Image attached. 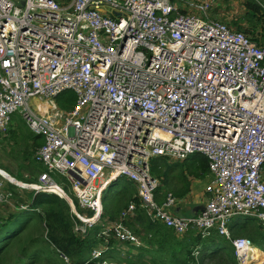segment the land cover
Here are the masks:
<instances>
[{"label": "built area", "instance_id": "2783aa9c", "mask_svg": "<svg viewBox=\"0 0 264 264\" xmlns=\"http://www.w3.org/2000/svg\"><path fill=\"white\" fill-rule=\"evenodd\" d=\"M185 3L198 13L170 0H25L22 8L0 0V132L20 113L44 140L35 156L46 170L23 186L0 174V208L13 205L11 186L71 203L73 195L85 210L72 209L76 233L101 226L106 244L141 247L126 226L136 203L116 221L102 218L103 194L122 177L135 183L151 220L179 236L195 229L231 238L238 217L264 228V44L210 20V0ZM65 92L77 98L69 112L55 101ZM196 154L213 179L205 210L180 216L183 200L157 201L150 160ZM232 243L246 264L250 241ZM101 246L91 254L95 264H119Z\"/></svg>", "mask_w": 264, "mask_h": 264}, {"label": "trees", "instance_id": "16d2710c", "mask_svg": "<svg viewBox=\"0 0 264 264\" xmlns=\"http://www.w3.org/2000/svg\"><path fill=\"white\" fill-rule=\"evenodd\" d=\"M181 11L184 12L183 10ZM247 11L248 15L246 18L252 23V27L240 30L247 35L255 34L258 37L253 35L252 39L260 42L264 40V7L250 0L247 2ZM71 93L73 95H68L65 92L55 100L57 107L63 112L71 111L77 103L75 94ZM24 137L28 136L22 133L16 143H14L16 148L20 146L24 149L21 145ZM29 138L32 141L31 147L33 151L28 152L29 159H26V161L37 163L34 148L41 147L44 141L41 136L35 135L33 132ZM17 151L18 148L14 152ZM197 155L200 154L191 155L181 162H170L165 157H155L150 160L151 175L160 182L156 191L158 202L163 201L169 194H172L178 200L185 199L192 191V180L195 181L208 176L210 168L207 158L203 156V158L197 159ZM39 165L40 168L35 172L37 177L46 171L41 164ZM15 178L25 183H34L37 180L29 179L28 181H23L21 178ZM118 182H123L125 188L109 198L113 195H110L111 191L109 190ZM135 187V184L127 178H119L115 181L103 197L105 213L102 218H110V221H116L121 213L119 211L122 203L126 207L132 202L136 203L137 210L135 215L126 222V226L142 239L145 247L119 243L115 238L109 239V243L106 244L105 238L100 235L101 226H95L84 236L76 233L75 225L81 222L72 212L67 200L54 194H35L33 191V197L29 195L31 203L27 209L19 214L9 216L7 219L0 217V219H6L0 220V264L8 263V258L11 255V245L17 238H22L34 218H37L40 222L34 227L38 229L39 237L25 242L23 250L28 251L31 242L38 243L40 248L35 253L30 254L28 262L23 263L22 261V264H35L41 253L46 252L40 242L42 235L45 236V244L52 247L61 257L68 259L71 264H95L96 261L92 260L91 254L94 249L101 245L110 247L109 252H107L109 257H107H111L112 260L118 261V256H124L125 252H127V255H133V257L128 258L132 261L131 264H207L206 262L237 264L238 261L232 244V240L236 238L248 239L252 247L258 248L257 250L264 254L262 252L264 251V228L257 220L254 219L255 221H253L243 217L237 218L239 222H235L229 227L232 234L231 240L215 233L203 238L202 234L195 229L179 238L172 230L151 220L146 211L140 208ZM11 189L14 196H16L15 189L18 188L11 186ZM110 201L119 204L117 207L120 209H109ZM74 204L77 210L82 211L75 198ZM88 215L92 216V213L88 212ZM246 221H248L247 224H244ZM128 246L130 247L128 251L121 249ZM114 253L118 256H114ZM147 253L152 256H148Z\"/></svg>", "mask_w": 264, "mask_h": 264}, {"label": "rangeland", "instance_id": "374dc122", "mask_svg": "<svg viewBox=\"0 0 264 264\" xmlns=\"http://www.w3.org/2000/svg\"><path fill=\"white\" fill-rule=\"evenodd\" d=\"M62 2H63L62 3L63 5L67 6V5H70L72 3V0H62ZM172 3H173V5L177 6L178 8H181L180 3H178L177 1L172 2ZM67 93H68V95L69 94L73 95L71 92H67ZM10 128H12L13 131H11ZM17 130H21L24 133H29V129L25 125L23 118H22V115L20 113H16L12 116V120H11L8 132L5 134L0 133V139L2 141V143H0V160L1 161L18 162L19 158H17V156L15 154L20 155L21 153H24V152L27 153L26 151L29 152V149L24 150L20 146L19 147L17 146L18 151L14 152L17 149L16 145L14 143H16L18 138L21 136V134H18ZM23 144H24V141H21L22 146H24ZM8 148L11 149V152L8 151ZM165 158L170 162H181L178 160L171 159L169 157H165ZM201 158H203L202 155H197V159H201ZM39 168L40 167L37 166V169H39ZM4 176H6V175H4ZM6 178H10V177L6 176ZM35 178L38 180L39 176L38 177L36 176ZM212 179H213V176L211 175V173H209L208 176H206L202 179H199V180L196 179L195 181L192 180V183L194 184L195 188L199 187V188L203 189V188H206L207 184H209L212 181ZM14 182L16 183V181H14ZM17 182L18 183H16V184H18L20 186H23V184H25L24 182L22 183L20 181H17ZM58 182L60 183V181H58ZM113 183L106 189V191L103 194V197L106 194L107 190H109V188L113 185ZM124 188H125V184L123 182L122 183L121 182L116 183L114 185V187L109 190V191H111L110 195L113 194L109 198L115 196L120 191H122ZM135 191L137 194V188L136 187H135ZM20 192L22 195L25 193H32L31 191H27V190L21 189V188H20ZM15 193H17V196H14V201H13L14 207H11L10 205H8L9 207L2 206L0 208V217H5L7 219L9 216L19 214L28 208V205L25 204V201H24L25 199L22 198L23 196L22 197L18 196V192H15ZM32 195H33V193L31 194V197H32ZM206 196H207V194H206ZM69 197L74 204V198H76V197L73 195H70ZM30 203H31V201H30ZM113 203L111 201L109 202V209H117L118 208L117 205H119V204H115V203L113 204ZM185 207L186 208L184 210H182V212L180 214L182 216H186L190 213L189 212L190 209H189V207H187L186 204H185ZM16 208L19 209V211H17ZM120 208H118V210L120 209L119 212H121L124 208H126V206H123V203H122L120 205ZM72 209H73V212L76 211L78 213H81L80 210L76 209L75 205H74V207H72ZM82 211L85 212V210H82ZM104 213H105V206L103 204V214ZM81 214H83V213H81ZM85 214H87V212ZM6 219H0V220H6ZM109 219L110 218H106L105 220L109 221ZM247 219H252V218H247ZM252 220L255 221L254 219H252ZM247 222L248 221H246L244 224H247ZM38 223H40L39 220L37 218H34V220L31 222L28 230L23 234L22 238L21 237L17 238L15 240V242L11 245V248H10L11 255L8 258L9 261L7 264H22V261H23V263H26L29 261L28 258L30 256V254L35 253L40 248V245H38V243L31 242L29 245L28 251L23 250V247L25 246V242H28L29 240H31L33 238L36 239L39 237L38 229L34 228ZM39 226H40V224H39ZM100 235H101V232H100ZM177 237L182 238L183 236H177ZM45 240H46L45 236L42 235V237L40 238V242L42 244V247L46 250V252L41 253L40 258L35 261V264H71L68 259L63 258L58 253H56L52 247L47 246L44 242ZM142 243H143V245L141 247H145V243L143 241H142ZM100 247H102V246H100ZM129 248L130 247L128 246V247H122L121 249L128 251ZM147 255L152 256V255H149L148 253H147ZM107 256L109 257V254L106 255V260L111 261L112 258L111 257L108 258ZM131 257H133V255H127V252H125L124 256H118V261L115 259H114V261L119 262L120 264H131L132 261L130 259H128ZM135 260H137V259H135ZM206 263L207 264H215L212 262L211 263L206 262ZM250 264H252V263H250Z\"/></svg>", "mask_w": 264, "mask_h": 264}, {"label": "crops", "instance_id": "0c3cea01", "mask_svg": "<svg viewBox=\"0 0 264 264\" xmlns=\"http://www.w3.org/2000/svg\"><path fill=\"white\" fill-rule=\"evenodd\" d=\"M59 1L61 4L63 3L62 0H57ZM171 2H175L177 1L178 3H180L181 8L184 12H189V13H198L197 10L192 9V8H188L186 5V0H170ZM194 2H197V0H191ZM200 2H203L204 0H199ZM212 3V7L211 10L209 12V19L210 20H217V21H221L225 24H227L229 27H231L233 30L236 31H241L242 30H246V29H250V26L252 27V23H250L248 21V19L246 18V16L248 15V11H247V2L250 0H210ZM257 2L258 4H260L262 7H264V0H252ZM186 4V5H185ZM262 33V32H261ZM254 36H256L255 34H253ZM253 35H249L251 38H253ZM258 37V36H256ZM260 44H264V40L262 41H256ZM11 131H13L12 128H10ZM18 134H22L23 135H27L28 137H24V149H29V152H32L33 149L31 147L32 141L30 140L29 136L32 133L29 130V133H24L20 130H17ZM1 133V132H0ZM43 139V138H42ZM44 141V140H43ZM0 143H2L1 139H0ZM12 144V143H11ZM36 149H38L37 147L34 148V152H36ZM8 151L11 152V149L8 148ZM27 153H21L19 154H15L17 156V158H19L18 162H4L0 160V170L4 171L8 174V176L10 177V179L15 177L17 178H21V180L23 181H28L29 179H36V175L35 172L38 170L37 166L40 167V165L36 162H27L26 159H29L28 151H26ZM14 153V152H13ZM35 155V153H34ZM40 176V174H39ZM17 180V179H16ZM19 181V180H18ZM38 180H36L37 183ZM18 183V182H16ZM30 191V190H27ZM15 192H18V196H23L22 198L25 199V204L29 205L31 198L29 195H31L34 192L31 191L32 193H25V194H21L20 190L15 189ZM32 195V197H33ZM17 196V195H16ZM206 202V194H205V188L201 189L199 187L195 188L194 184L192 185V191L190 192V194L185 198V201H183V203L179 206L178 211L182 212V210H184L185 204L187 205V207H189L190 209V213L188 215H192L197 213L198 211H200L201 206L205 205ZM24 203V202H23ZM9 207V206H7ZM11 207H14L13 205H11ZM17 210V208H16ZM176 211V210H175ZM235 222H239L238 219H234L231 221L230 226L232 224H234ZM231 230V228H230ZM255 248V247H254ZM258 249V248H257ZM261 250V249H259ZM262 251V250H261ZM264 252V251H262ZM114 256H118L116 253L113 254ZM114 260V259H113Z\"/></svg>", "mask_w": 264, "mask_h": 264}, {"label": "bare ground", "instance_id": "6f19581e", "mask_svg": "<svg viewBox=\"0 0 264 264\" xmlns=\"http://www.w3.org/2000/svg\"><path fill=\"white\" fill-rule=\"evenodd\" d=\"M61 196H64L62 192L58 191ZM247 255V259L249 261L246 264L254 263V264H263L264 262V254L260 253L256 248H248V251L245 253ZM250 258H253V261H250Z\"/></svg>", "mask_w": 264, "mask_h": 264}, {"label": "clouds", "instance_id": "9594fccd", "mask_svg": "<svg viewBox=\"0 0 264 264\" xmlns=\"http://www.w3.org/2000/svg\"><path fill=\"white\" fill-rule=\"evenodd\" d=\"M38 164H39V163H38ZM0 174H1V172H0ZM2 175H4V174L2 173ZM121 178H122V177H121ZM12 179L15 180L16 182L18 181V180L14 179V178H12ZM118 179H119V178H118ZM118 179H116L115 181H117ZM128 180H129V179H128ZM115 181H113V182H115ZM20 182H21V181H20ZM113 182H112V183H113ZM22 183H23V182H22ZM24 183H25V182H24ZM112 183H111V184H112ZM111 184H110V185H111ZM134 184H135V183H134ZM110 185H109V186H110ZM135 186H136V185H135ZM14 187L20 189V188L17 187V186H14ZM136 188H137V186H136ZM30 191H31V190H30ZM105 191H106V190H105ZM137 193H138V191H137ZM54 195H56V194H54ZM57 196H58V195H57ZM59 197H60V196H59ZM137 197H138V196H137ZM61 198H62V197H61ZM206 198H207V196H206ZM63 199H64V198H63ZM75 199H76V198H75ZM65 200H66V199H65ZM67 201H68V200H67ZM183 201H185V199H183ZM68 202L71 203L70 201H68ZM72 204H73V202H72ZM71 208H72V207H71ZM176 210H178V208H177ZM204 210H205V209H204ZM204 210H203V211H204ZM203 211H198V212H203ZM121 212H122V211H121ZM174 213L177 214V215H180V212H179V211H174ZM195 214H198V213H195ZM195 214H192V215H195ZM192 215H186V216H192ZM180 216H182V215H180ZM238 218H239V217H238ZM243 218H248V217H243ZM103 219H104V218H103ZM252 219H253V218H252ZM255 220H256V219H255ZM229 227H230V226H229ZM167 229H168V228H167ZM229 229H230V228H229ZM172 231H173V230H172ZM190 231H191V230H190ZM190 231H189V232H190ZM189 232H188V233H189ZM230 232H231V231H230ZM133 233H134V232H133ZM175 234H176V233H175ZM136 235H137V234H136ZM176 235H177V234H176ZM185 235H186V234H185ZM177 236H179V235H177ZM183 236H184V235H183ZM202 236H203V235H202ZM223 237H224V236H223ZM203 238H207V237H204V236H203ZM226 238H227V237H226ZM231 238H232V234H231ZM231 238H227V239H230V240H231ZM232 241H233V240H232ZM232 244H233V243H232ZM233 247H234V246H233ZM252 248H253V247H252ZM234 250H235V249H234ZM197 255H198V252H197ZM235 256H236V255H235ZM236 258H237V257H236ZM237 264H238V263H237Z\"/></svg>", "mask_w": 264, "mask_h": 264}, {"label": "water", "instance_id": "95a60500", "mask_svg": "<svg viewBox=\"0 0 264 264\" xmlns=\"http://www.w3.org/2000/svg\"><path fill=\"white\" fill-rule=\"evenodd\" d=\"M24 4H25V0H20V7L21 8L24 6ZM116 15L119 16V14H116ZM0 172H1V174L3 173L4 175L8 176V174L6 172L1 171V170H0ZM69 204L72 207L73 204L72 203H69ZM204 209H205V205L201 206L200 211H203ZM176 211H178V210H176Z\"/></svg>", "mask_w": 264, "mask_h": 264}]
</instances>
